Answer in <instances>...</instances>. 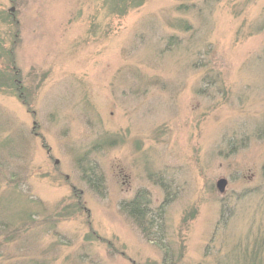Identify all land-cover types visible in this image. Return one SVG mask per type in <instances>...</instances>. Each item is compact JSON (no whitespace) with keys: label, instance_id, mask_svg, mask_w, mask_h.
I'll use <instances>...</instances> for the list:
<instances>
[{"label":"rangeland","instance_id":"1","mask_svg":"<svg viewBox=\"0 0 264 264\" xmlns=\"http://www.w3.org/2000/svg\"><path fill=\"white\" fill-rule=\"evenodd\" d=\"M140 190L181 264H264V0H0V264H160Z\"/></svg>","mask_w":264,"mask_h":264},{"label":"trees","instance_id":"2","mask_svg":"<svg viewBox=\"0 0 264 264\" xmlns=\"http://www.w3.org/2000/svg\"><path fill=\"white\" fill-rule=\"evenodd\" d=\"M81 172L83 181L94 192L103 197L102 176H99L94 168H84L81 169ZM168 202V199H165L161 205L152 208L148 193L140 190L130 201L122 202L120 208L132 220L133 224L147 241H151L159 246L162 251L160 264H181V257L175 254L171 244L165 243V238H163L165 231L164 213ZM8 241H10V237Z\"/></svg>","mask_w":264,"mask_h":264},{"label":"water","instance_id":"3","mask_svg":"<svg viewBox=\"0 0 264 264\" xmlns=\"http://www.w3.org/2000/svg\"><path fill=\"white\" fill-rule=\"evenodd\" d=\"M216 186H217V189H218L220 192H222V191H223V188H224V186H225V181H224V180H220V181L216 184Z\"/></svg>","mask_w":264,"mask_h":264}]
</instances>
